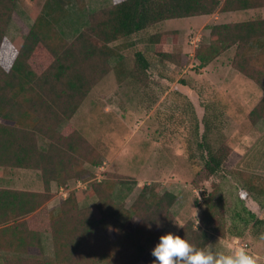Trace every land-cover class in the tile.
Masks as SVG:
<instances>
[{"label": "trees", "instance_id": "trees-1", "mask_svg": "<svg viewBox=\"0 0 264 264\" xmlns=\"http://www.w3.org/2000/svg\"><path fill=\"white\" fill-rule=\"evenodd\" d=\"M69 1L45 0L21 46L16 47L7 32L18 0H0V166L43 169L46 190L53 179L61 182L70 175L84 176L88 172L85 160L97 162L88 154V140L62 125L112 68L118 78L125 73L122 45L168 19L210 14L217 9H264V0H112L111 5L92 12L88 25L68 40L58 23L69 12ZM81 2L84 7L85 1ZM164 39L165 32L147 37L163 60L171 56L159 44ZM120 40L122 45H113ZM234 45V67L264 92V17L213 24L211 40L197 47L195 55L205 66ZM113 56L119 59L114 66L110 63ZM136 58L141 68L149 67L143 51H137ZM215 116L204 119L198 143L204 152L202 166L210 175L224 169L231 152L225 140L209 139L217 126ZM250 117L264 119V93ZM188 148L190 161L199 166L195 149L191 150L190 144ZM232 172L264 207V175L246 169ZM114 186L113 181L94 184L98 201L91 207H79L75 195L70 194L56 214L44 207L46 190L0 187V250L18 254L8 256L3 264H137L171 222L170 208L177 195L170 191L161 194L154 185L144 184L129 210L136 220L124 223L117 217L111 196ZM236 215L245 226L264 230V217L245 204ZM45 231H50L54 240L52 258H45L40 249ZM177 234L197 248H204L211 237L203 228L193 229L191 222Z\"/></svg>", "mask_w": 264, "mask_h": 264}, {"label": "rangeland", "instance_id": "rangeland-1", "mask_svg": "<svg viewBox=\"0 0 264 264\" xmlns=\"http://www.w3.org/2000/svg\"><path fill=\"white\" fill-rule=\"evenodd\" d=\"M84 1L86 5L82 7L81 0H70L68 14L58 23L68 40L88 25L92 12L112 4V0ZM44 2L18 0L7 32L16 47L21 46ZM260 17H264L262 7L217 9L210 14L158 22L133 36L127 45H122L121 40L114 42L116 47L122 45L125 73L118 78L112 68L62 125L88 140V154L97 162L85 160L83 166L88 172L84 176L70 175L61 182L53 179L47 190L43 169L0 166V187L46 190L44 207L56 214L70 194L75 195L79 207L94 206L98 195L93 185L113 181L111 196L118 209L117 217L128 223L136 220L129 210L144 184L154 185L161 194L170 191L177 195L170 208L172 220L163 233L177 234L191 222L193 229L203 228L210 233L204 248L228 252L247 243L245 248L256 264H264V230L245 226L236 215V210L245 204L263 218L264 207L232 172L246 169L264 175V119L250 117L264 92L234 67L236 45L205 66L195 55L197 47L211 40L213 24ZM157 32H165L159 44L171 55L164 60L155 53L154 44L147 43L148 35ZM137 51H143L150 60L147 69L137 62ZM118 60L113 56L111 65ZM214 115L217 126L209 139L225 140L231 152L224 169L210 175L202 166L204 152L198 143L204 133V119H214ZM189 144L191 150L195 149L199 166L190 161ZM158 239L137 264H151L155 259L151 249ZM40 249L45 258L54 257L50 231L42 233ZM11 255L18 254L0 250V264Z\"/></svg>", "mask_w": 264, "mask_h": 264}, {"label": "clouds", "instance_id": "clouds-1", "mask_svg": "<svg viewBox=\"0 0 264 264\" xmlns=\"http://www.w3.org/2000/svg\"><path fill=\"white\" fill-rule=\"evenodd\" d=\"M151 254L155 258L151 264H256L255 257L243 246L228 252L197 248L170 231L159 236Z\"/></svg>", "mask_w": 264, "mask_h": 264}, {"label": "built area", "instance_id": "built-area-1", "mask_svg": "<svg viewBox=\"0 0 264 264\" xmlns=\"http://www.w3.org/2000/svg\"><path fill=\"white\" fill-rule=\"evenodd\" d=\"M247 245H248L247 243H243L241 246L245 247V246H247Z\"/></svg>", "mask_w": 264, "mask_h": 264}]
</instances>
